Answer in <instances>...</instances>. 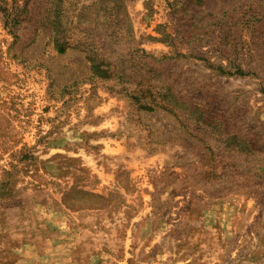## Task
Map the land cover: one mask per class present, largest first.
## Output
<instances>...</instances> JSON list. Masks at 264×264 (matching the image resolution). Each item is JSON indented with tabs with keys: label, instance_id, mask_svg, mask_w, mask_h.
Wrapping results in <instances>:
<instances>
[{
	"label": "rangeland",
	"instance_id": "rangeland-1",
	"mask_svg": "<svg viewBox=\"0 0 264 264\" xmlns=\"http://www.w3.org/2000/svg\"><path fill=\"white\" fill-rule=\"evenodd\" d=\"M0 264H264V0H0Z\"/></svg>",
	"mask_w": 264,
	"mask_h": 264
}]
</instances>
